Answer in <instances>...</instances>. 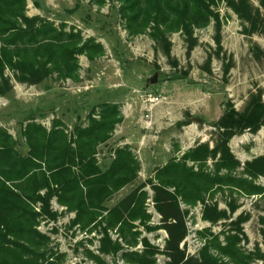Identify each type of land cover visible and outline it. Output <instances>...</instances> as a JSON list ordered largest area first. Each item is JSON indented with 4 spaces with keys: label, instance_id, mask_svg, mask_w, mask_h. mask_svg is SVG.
<instances>
[{
    "label": "rangeland",
    "instance_id": "rangeland-1",
    "mask_svg": "<svg viewBox=\"0 0 264 264\" xmlns=\"http://www.w3.org/2000/svg\"><path fill=\"white\" fill-rule=\"evenodd\" d=\"M28 1L29 16L47 19L57 27L67 24V30L75 27L82 31L85 39L93 38L101 43L106 53L93 62L85 55L79 56L78 81H63L54 74L37 86L12 87L6 95L9 101L0 111V125L13 133L21 150L25 148L22 129L29 121L36 119L46 124L47 119L54 116L55 120H64L67 125H76L85 122L94 111L99 113L100 105L105 103L119 104L122 109L134 105L139 116L146 115V123L151 122L152 130L154 113L162 110L160 130H174L186 137L188 148L202 144L216 147L219 132L213 125L223 116L228 102L244 113L252 96L261 95L264 100V7L261 0H247L248 8L242 13H237L225 0L220 2L215 7L219 20L196 29L193 38L183 32L168 35L170 53L165 44L154 41L149 34H129L118 0H107L103 7L91 4L90 0ZM233 1L242 5L241 0ZM157 72H161L158 84L145 91L146 81ZM168 76L184 79L170 80ZM149 97L160 98V103H148L146 107L144 100ZM138 135L142 137L140 129ZM117 144L119 140L109 151ZM171 144L175 151L179 150L175 139ZM230 147L242 166L264 156V127L258 133L248 131L235 136ZM208 168L213 171L214 163ZM257 184L264 187V177ZM233 200L238 207L235 213L230 208ZM181 205L188 229L181 248L188 258L200 259L202 250L212 238L210 235L203 237V233L210 230L220 235L224 242L227 236L224 233L235 229L232 222L241 217L244 221L240 247L246 254H255L250 264H264L260 257L264 255V195L246 196L225 188L210 192L206 203ZM205 205L227 211L230 219L217 224L205 221ZM53 210L58 212V219H40L38 229L51 239L49 250L61 256L55 258L56 264H98L90 253L101 256L105 264H129L121 255L100 254V228L99 232L91 233L74 225L75 215L55 202ZM152 216L153 226L164 225L162 216L158 213ZM111 236L119 239L117 232H112ZM145 236L159 250L157 264H171L165 253L169 239L167 231L161 229L145 233ZM141 249V245L130 248L132 251ZM213 254L220 257L218 252L213 251ZM224 261L232 264L228 258Z\"/></svg>",
    "mask_w": 264,
    "mask_h": 264
},
{
    "label": "trees",
    "instance_id": "trees-1",
    "mask_svg": "<svg viewBox=\"0 0 264 264\" xmlns=\"http://www.w3.org/2000/svg\"><path fill=\"white\" fill-rule=\"evenodd\" d=\"M107 0H90L91 4L105 6ZM121 2V17L126 22V29L131 36L149 34L158 43L167 46L170 53L168 35L183 32L187 37L193 38L195 30L209 26L213 20H219L215 7L224 0H118ZM237 13H242L248 8L247 0L242 4L233 0H225ZM264 7V0H261ZM244 7V8H241ZM28 0H0V95H7L12 90L6 71L14 73L17 79L37 85L43 83L54 74L59 78L80 80L81 64L79 56L85 55L90 61L105 55V47L96 39H85L83 33L68 25L57 27L53 22L40 17H29ZM167 79H184L178 76H168ZM99 118L96 111L89 115L90 126L87 129L77 127L72 134L67 152L78 157L80 163L88 157L95 155V147L110 138L116 126L123 121L121 106L114 103H105L99 107ZM219 132V140L211 149L208 144H202L191 150L182 158L181 164L171 163L164 170L169 179L162 182L164 188H175V193H170L163 188L164 199L159 206L163 216V228L167 231L166 254L171 264H229L224 261L228 258L232 264H250L255 254H246L240 247L243 229L241 224L244 218L232 222L235 229L224 233V242L220 235H214L210 230L202 234L212 238L207 242L201 252L200 259L188 258L181 248L185 241L188 229L185 222V212L181 203L197 205L206 203L204 192H213L225 188L246 196L264 195V187L257 181L264 177V156L252 161L242 163L231 150L230 142L235 136L246 132L258 133L264 127V100L261 95L252 96L251 102L244 113H240L232 102H228L223 116L213 125ZM29 135V134H27ZM68 140V136H64ZM10 140L8 134L0 147H7ZM4 145V146H3ZM75 145V146H73ZM8 151V150H7ZM10 149L7 154L0 150V264H56V256L49 250L51 239L38 228L40 219L57 220L59 214L51 208V193L46 197H36L23 194L17 188V181H22L34 170L32 163L24 171H15L19 164H15L16 155ZM69 154V153H68ZM70 157V155H69ZM213 160L214 170L208 168V161ZM194 166L188 167V162ZM73 163H76L75 160ZM197 165L198 170L196 171ZM37 166V165H36ZM139 166H136L137 173ZM207 169V170H206ZM209 170V172H207ZM132 181V180H129ZM126 181L123 185L129 183ZM122 185V186H123ZM121 186V187H122ZM79 187H76L78 190ZM19 190V191H17ZM160 190V188H158ZM63 189V192H67ZM42 201L43 206L37 211L35 204ZM120 205L111 210L108 217L96 224L94 228H87L95 223L94 219H85L83 210H78V217L74 225L91 233L101 229L102 238L99 252L105 256H119L129 264H157V247L144 239L142 251H132L130 248L137 246L140 233H134L135 226L123 218L128 212L129 217L136 218L141 206ZM231 212L238 209L235 200L230 203ZM104 211V210H103ZM121 223L119 239L113 240L110 235L112 222L118 216ZM145 220L150 217L145 215ZM203 218L212 224L229 220L227 211H222L218 206L205 205ZM146 221L144 223H146ZM129 234L135 243L128 242ZM120 239L125 244L120 242ZM128 248H127V247ZM218 252L220 257L213 254ZM260 253V252H258ZM259 255V254H258ZM92 260L98 264H105L99 255L90 253ZM264 259V255H260Z\"/></svg>",
    "mask_w": 264,
    "mask_h": 264
},
{
    "label": "crops",
    "instance_id": "crops-1",
    "mask_svg": "<svg viewBox=\"0 0 264 264\" xmlns=\"http://www.w3.org/2000/svg\"><path fill=\"white\" fill-rule=\"evenodd\" d=\"M6 77L10 80L12 87L18 85L33 86L17 79L14 77V73L9 70L6 71ZM70 80L66 79V81ZM8 101L6 95H0V111L6 107ZM121 112L123 121L116 126L114 132L110 134V138L97 145L95 155L88 157L81 163L78 157L72 156V153L67 152L66 148L77 127L89 128V119L76 125H67L64 120H55L54 116L48 118L46 124L36 119L31 120L22 129L21 138L26 148L22 150L13 133L0 125V141H5L6 134L10 137L6 143L7 147H0V150L5 151V154L10 149L13 150L10 155L14 153L16 155L14 163L19 164L15 168L17 173L19 171L24 172L31 163L34 166V171L28 177L16 182L17 188L23 194L27 193L36 197H46L47 194L51 193L52 210L55 202L59 207L75 215L73 223L78 217V210L84 211L85 219L96 220L95 223L87 227L93 229L96 224L100 225V222L108 217L111 210L120 205H129L133 209L141 206L142 210L137 211L136 218L129 217L128 212L124 213L123 218L135 226L134 233H140V236L136 238L137 246L141 245L144 249V239L152 244L145 233L163 229L153 226V216L146 206L149 200H153L155 211L162 216L159 212V206L165 196L162 193L164 187L161 183L169 180L164 174V170L173 162L181 164L182 158L199 145L188 148L185 144L186 137L183 138L174 130H160L159 120L162 110L157 109L154 113L156 117L155 120L153 117L154 130H152L153 126L148 127L146 125V115L144 117L139 116L134 105L126 109L121 107ZM98 114L97 112L96 118H99ZM139 129L142 137L138 135ZM64 136H68V140H65ZM174 139L180 145L178 151H175L171 144ZM118 140L119 144L109 151L110 147ZM210 148L214 149V146L210 145ZM74 160L76 163H73ZM212 164L213 160H209L208 165ZM137 165L139 169L135 175ZM193 165L194 163L190 161L187 163L188 167ZM197 170L198 167H196ZM126 181L129 183L123 185ZM76 187L79 189L76 190ZM63 189L68 191L63 192ZM164 189L170 193H175V188ZM213 191L212 189L211 192ZM209 194L210 192L203 193L206 197ZM188 205L192 206L191 204ZM42 206L43 203L40 200L35 204L37 211H40ZM53 212L55 211L53 210ZM55 213L58 214V212ZM145 215H148L150 219L146 221ZM119 218L120 215L115 221L113 220L110 235L112 232H117L119 235L118 231L121 226V223L118 222ZM145 221L146 223H144ZM126 237L128 242H136L131 235L127 234ZM112 239L116 241L113 237ZM120 242L125 244L122 239Z\"/></svg>",
    "mask_w": 264,
    "mask_h": 264
},
{
    "label": "built area",
    "instance_id": "built-area-1",
    "mask_svg": "<svg viewBox=\"0 0 264 264\" xmlns=\"http://www.w3.org/2000/svg\"><path fill=\"white\" fill-rule=\"evenodd\" d=\"M148 103H150L151 105H157V104L160 103V98L149 97V98H147V99L144 100V104H145L146 107H147ZM147 126H148V127H151V122H148V123H147ZM147 207H149L148 211H149L150 214H152V213L157 214V213L153 210V209H154V203H153L152 200L149 201Z\"/></svg>",
    "mask_w": 264,
    "mask_h": 264
},
{
    "label": "water",
    "instance_id": "water-1",
    "mask_svg": "<svg viewBox=\"0 0 264 264\" xmlns=\"http://www.w3.org/2000/svg\"><path fill=\"white\" fill-rule=\"evenodd\" d=\"M160 76H161V72H157V73H155L151 78H149V79L146 81L145 91H147V90H149L151 87L157 85L158 82H159ZM196 122H200V123H202L203 121H202V120H196Z\"/></svg>",
    "mask_w": 264,
    "mask_h": 264
}]
</instances>
